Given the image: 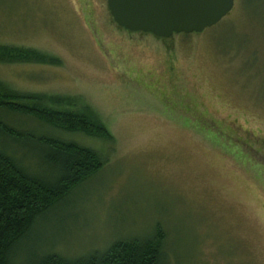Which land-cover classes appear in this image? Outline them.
I'll list each match as a JSON object with an SVG mask.
<instances>
[{
    "label": "rangeland",
    "instance_id": "rangeland-1",
    "mask_svg": "<svg viewBox=\"0 0 264 264\" xmlns=\"http://www.w3.org/2000/svg\"><path fill=\"white\" fill-rule=\"evenodd\" d=\"M2 47L48 59L0 60V83L110 134L31 121L103 166L37 219L20 259L86 256L161 226L169 264H264V0L169 37L120 26L107 0H0Z\"/></svg>",
    "mask_w": 264,
    "mask_h": 264
},
{
    "label": "trees",
    "instance_id": "trees-1",
    "mask_svg": "<svg viewBox=\"0 0 264 264\" xmlns=\"http://www.w3.org/2000/svg\"><path fill=\"white\" fill-rule=\"evenodd\" d=\"M45 59L31 50L0 49L2 61ZM44 100L41 94L12 91L0 83V264H169L161 226L152 237L116 240L86 256L27 251L20 259L24 252L19 246L37 219L103 166L92 148L32 127L31 121L64 132L110 136L89 114Z\"/></svg>",
    "mask_w": 264,
    "mask_h": 264
},
{
    "label": "water",
    "instance_id": "water-1",
    "mask_svg": "<svg viewBox=\"0 0 264 264\" xmlns=\"http://www.w3.org/2000/svg\"><path fill=\"white\" fill-rule=\"evenodd\" d=\"M114 20L160 37L199 32L219 22L235 0H107Z\"/></svg>",
    "mask_w": 264,
    "mask_h": 264
}]
</instances>
